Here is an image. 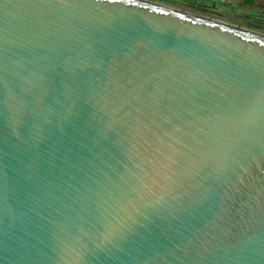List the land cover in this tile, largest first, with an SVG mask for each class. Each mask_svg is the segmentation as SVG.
Instances as JSON below:
<instances>
[{
    "label": "water",
    "instance_id": "obj_1",
    "mask_svg": "<svg viewBox=\"0 0 264 264\" xmlns=\"http://www.w3.org/2000/svg\"><path fill=\"white\" fill-rule=\"evenodd\" d=\"M0 264H264V38L0 0Z\"/></svg>",
    "mask_w": 264,
    "mask_h": 264
},
{
    "label": "rangeland",
    "instance_id": "obj_2",
    "mask_svg": "<svg viewBox=\"0 0 264 264\" xmlns=\"http://www.w3.org/2000/svg\"><path fill=\"white\" fill-rule=\"evenodd\" d=\"M171 8L184 10L188 13L228 23L246 31L264 36V0L257 2L254 8L243 7L241 4L227 5L200 3L192 0H148ZM198 2V3H197Z\"/></svg>",
    "mask_w": 264,
    "mask_h": 264
},
{
    "label": "bare ground",
    "instance_id": "obj_3",
    "mask_svg": "<svg viewBox=\"0 0 264 264\" xmlns=\"http://www.w3.org/2000/svg\"><path fill=\"white\" fill-rule=\"evenodd\" d=\"M132 1L139 2V3H144V4H148V5H153V6H157V7H162V8H166V9H171V10H175V11H179V12H182V13H185V14H189V15H192V16H195V17H198V18H202V19L214 22L216 24L222 25V26L230 28L232 30L243 32V33H246V34H249V35H253V36H256V37H259V38H264L262 35H258L256 33L246 31L244 29H241L240 27H236V26L230 25L228 23H224V22L215 20L213 18L204 17V16H201V15H198V14L188 13V12H186L184 10L171 8V7H168V6H165V5H162V4H158V3H154V2H151V1H148V0H132Z\"/></svg>",
    "mask_w": 264,
    "mask_h": 264
},
{
    "label": "crops",
    "instance_id": "obj_4",
    "mask_svg": "<svg viewBox=\"0 0 264 264\" xmlns=\"http://www.w3.org/2000/svg\"><path fill=\"white\" fill-rule=\"evenodd\" d=\"M192 1H198L200 3H205L207 4V2H211L213 4H219V6H221L222 4H229V5H237V4H241L243 3L244 0H192ZM260 1V0H259ZM197 2V3H198Z\"/></svg>",
    "mask_w": 264,
    "mask_h": 264
},
{
    "label": "trees",
    "instance_id": "obj_5",
    "mask_svg": "<svg viewBox=\"0 0 264 264\" xmlns=\"http://www.w3.org/2000/svg\"><path fill=\"white\" fill-rule=\"evenodd\" d=\"M259 0H244L242 3L243 7L254 8Z\"/></svg>",
    "mask_w": 264,
    "mask_h": 264
}]
</instances>
